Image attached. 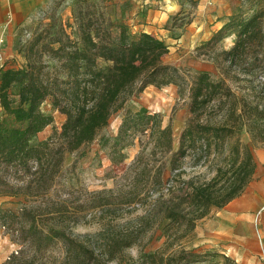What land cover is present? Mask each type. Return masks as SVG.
I'll use <instances>...</instances> for the list:
<instances>
[{
  "label": "trees",
  "instance_id": "1",
  "mask_svg": "<svg viewBox=\"0 0 264 264\" xmlns=\"http://www.w3.org/2000/svg\"><path fill=\"white\" fill-rule=\"evenodd\" d=\"M73 17L77 38L64 30L53 36L39 32L25 46L24 65H0V103L9 116L0 121V195L21 200L17 210H0V224L22 244L18 255L11 254L4 264H32L53 241L63 246L59 264H104L151 228L148 241L161 237L160 225L167 236L181 227L187 232L210 208L240 196L251 181L254 144L241 142L242 128L252 133L253 142L264 141L257 123L264 118V108L237 96L224 79L212 81L206 71L190 74L165 63L169 49L164 41L144 31L130 34L126 24L93 5L77 6ZM263 17L262 10L248 17L238 13L223 25L221 30L236 29L237 34L233 46L217 59L224 75L238 68L245 75L241 81L251 84L264 68ZM219 38L213 36L209 43ZM169 84L188 98L189 118L178 136L170 123L162 125L158 113L144 107L127 110L112 138L110 160H124L120 148L136 132L147 133L149 153L140 150L114 189L84 202L50 196L66 153L91 144L111 116L147 86ZM13 85L18 86L16 104L9 98ZM47 98L65 118L60 129L32 143L31 138L53 122L40 109ZM109 140L102 136L101 146ZM186 163L205 167L209 176L187 173ZM138 205L142 214L115 222L124 209L131 212ZM85 206L100 209V228L74 235L69 224L78 221ZM200 258L194 250L180 249L168 256L146 255L143 263L194 264Z\"/></svg>",
  "mask_w": 264,
  "mask_h": 264
},
{
  "label": "rangeland",
  "instance_id": "2",
  "mask_svg": "<svg viewBox=\"0 0 264 264\" xmlns=\"http://www.w3.org/2000/svg\"><path fill=\"white\" fill-rule=\"evenodd\" d=\"M137 1L57 0L16 35L11 50L0 57V65L6 68L24 65L25 46L39 32L46 31L53 36L64 30L72 38H77L78 33L75 31L73 23V13L77 6L86 9L93 5L96 9L104 11L112 20H119L126 24L130 34L135 35L140 32L141 26L129 21L130 13L134 10L136 14L142 12L139 6H143L142 8L149 6L153 0ZM259 10H262L264 14V0H261L253 8H246L242 15L248 17ZM182 12V10L176 11L174 15L169 16L165 23L155 26L151 32L168 46L169 51L163 56V61L176 65L182 71L190 74L206 71L212 81L224 79L226 85L237 96H243L249 101L258 103L260 108H264V68L256 72L255 77L253 76L254 81L250 84L241 81L245 75L238 68L224 75L219 67L217 59L221 60L222 50H228L233 46L237 35L236 29L221 30L223 25L214 27L208 37L197 42L195 36L192 35L194 29L199 28H197L198 34L207 27L211 28V24L204 27L194 24L188 26L190 18L184 19L187 15L181 14ZM260 25L261 33L264 36V17L261 19ZM192 30L193 32H191ZM213 36L220 38L210 44L209 40ZM17 91V85H13L9 89V98L14 102L13 104L18 101ZM142 107L151 113H158L163 126L170 123L174 136H178L189 118L188 98L186 93L179 94L176 85L147 86L141 93L129 99L123 109L111 116L108 126L100 131L99 136L91 144L77 153H66L62 171L54 182L50 196L53 198L58 196L61 199H67L68 202H84L87 197L93 194L114 189L117 182L119 184L121 175L127 170L140 150L144 148V153L148 154L152 147V144L147 142V133L136 132L130 134L120 148L124 154V160L121 163L115 164L109 157L112 138L116 136L127 110L137 111ZM40 109L44 114L51 115L53 122L35 134L31 138L32 143L45 139L54 129H60L65 118L63 114L52 107L50 98L42 102ZM8 119L9 116L0 103V121L4 122ZM257 123L263 131L264 118L257 120ZM251 134L246 126L243 127L240 132L241 142L254 144V157L256 156L255 152L264 154V141L253 142ZM102 136L111 139L104 147L101 146ZM255 162L253 177L243 193L223 207L210 208L204 217L195 222V226L191 230L185 232L184 227H181L172 230V232L168 231L169 236H167L164 234L165 227L162 232L161 228L163 227L160 225L158 232L161 233V237L148 241V237L153 231L151 228L143 234L137 243L124 248L116 255V258L104 264H147L143 263L146 255L156 253L168 256L180 249L194 250L200 254L201 258L194 264H264V184L262 182L264 167L262 172H259L257 157H255ZM183 167L189 174L209 176L205 167L191 168L187 163L183 164ZM165 176H169L168 171ZM255 185L258 186L256 190L253 189ZM242 199L250 201L249 204L232 209V204ZM20 201L17 197L0 195V210H17L21 207ZM129 210L128 208L124 209L121 212L122 217L117 216L115 222L123 223L129 218L143 213V209L139 205L131 212ZM99 213V208L91 209L85 206L83 211L78 213V221L69 224L72 234L82 235L99 230ZM0 231L8 235L19 253L22 244L15 241L6 228ZM62 255L61 242L53 241L43 249L42 256L32 264H59ZM7 260L5 259L1 264Z\"/></svg>",
  "mask_w": 264,
  "mask_h": 264
},
{
  "label": "crops",
  "instance_id": "3",
  "mask_svg": "<svg viewBox=\"0 0 264 264\" xmlns=\"http://www.w3.org/2000/svg\"><path fill=\"white\" fill-rule=\"evenodd\" d=\"M57 0H0V57L7 54L17 34L22 32L30 23L33 22L44 10L49 8ZM143 1V0H141ZM147 1V0H146ZM154 1V2H153ZM142 8V12L136 14L135 10L130 13L129 21L141 26L140 31L152 34L155 26L165 23L169 16L176 11L182 10L181 14L187 15L188 26H209L204 31L197 34L198 29H194L193 36L195 41H200L212 33L214 27L224 25L228 19L235 14L243 13L246 8H253L261 0H153ZM137 2H140L139 0ZM58 3V2H57ZM137 7V6H136ZM135 7V9H136ZM193 32V30L191 31ZM189 32V33H191ZM4 42V43H1ZM258 162V171L262 172L264 166V154L255 152ZM262 177V176H261ZM264 184V176L262 177ZM258 189V186H253ZM242 199L232 204V209L237 206H246L249 202ZM14 248L7 234L0 231V264L7 259Z\"/></svg>",
  "mask_w": 264,
  "mask_h": 264
},
{
  "label": "built area",
  "instance_id": "4",
  "mask_svg": "<svg viewBox=\"0 0 264 264\" xmlns=\"http://www.w3.org/2000/svg\"><path fill=\"white\" fill-rule=\"evenodd\" d=\"M1 43H3L2 41H1ZM5 229V227L4 226H0V230H4ZM18 252H17V250L14 248L13 249V251L11 252V254H17ZM11 254H9V256L11 255ZM9 256L7 257V259L9 258Z\"/></svg>",
  "mask_w": 264,
  "mask_h": 264
}]
</instances>
